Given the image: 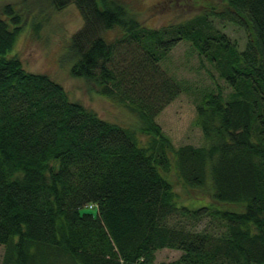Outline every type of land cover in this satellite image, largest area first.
Instances as JSON below:
<instances>
[{"label":"trees","instance_id":"trees-1","mask_svg":"<svg viewBox=\"0 0 264 264\" xmlns=\"http://www.w3.org/2000/svg\"><path fill=\"white\" fill-rule=\"evenodd\" d=\"M223 2L226 12L159 29L118 0L0 8L2 264H154L164 249L181 254L169 264H264V0ZM71 5L84 18L71 75L133 112L137 126L102 119L11 55L25 29L40 28L34 7ZM211 17L245 29L246 47ZM182 41L230 92L209 72L214 86L196 92L204 144L175 148L156 119L185 90L162 65ZM176 185L199 207L181 204Z\"/></svg>","mask_w":264,"mask_h":264},{"label":"rangeland","instance_id":"rangeland-1","mask_svg":"<svg viewBox=\"0 0 264 264\" xmlns=\"http://www.w3.org/2000/svg\"><path fill=\"white\" fill-rule=\"evenodd\" d=\"M25 0H0V8L7 4L17 7L23 6ZM29 1V0H28ZM131 13L148 27L159 29L170 24L186 22L192 17L216 9V12L228 11L223 0H118ZM31 2V1H30ZM46 5H49L47 2ZM45 5V6H46ZM32 15H37L35 23H40V28L29 27L18 37L17 43L11 52L18 56L27 72L45 74L63 86L73 102L84 105L94 111L104 120L116 123L126 128L137 126V119L133 112L101 97L94 85L85 79L71 75V67L75 62L69 51L73 36L84 26V18L75 5L65 10L57 11L46 7V13L39 14V6L34 7ZM32 15L27 17L32 24ZM45 16V17H44ZM214 28L221 30L233 42L238 44L240 50L246 47L248 32L245 29L228 22L209 18ZM37 26V27H38ZM116 33L110 34V38ZM163 67L170 76L183 83L184 92L170 104L156 119L163 132L170 138L175 148L185 145L201 146L204 144L202 131L195 125L197 118L196 100L198 90L206 86H214L209 72L225 89L226 94L230 89L226 82L219 78L216 70L206 60L198 57L187 42H180L174 48ZM142 138V143L146 142ZM173 179H175L173 177ZM179 202L184 205L194 204L199 207L196 196L182 189L181 185L175 186ZM5 254V247L0 245V264ZM180 252L164 249L155 254L154 264H169L180 257Z\"/></svg>","mask_w":264,"mask_h":264},{"label":"built area","instance_id":"built-area-1","mask_svg":"<svg viewBox=\"0 0 264 264\" xmlns=\"http://www.w3.org/2000/svg\"><path fill=\"white\" fill-rule=\"evenodd\" d=\"M90 208H91V209H93V208H94V206H90Z\"/></svg>","mask_w":264,"mask_h":264}]
</instances>
